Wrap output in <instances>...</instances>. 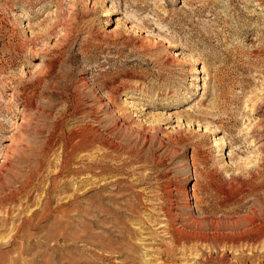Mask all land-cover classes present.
I'll return each instance as SVG.
<instances>
[{"label":"rangeland","instance_id":"obj_1","mask_svg":"<svg viewBox=\"0 0 264 264\" xmlns=\"http://www.w3.org/2000/svg\"><path fill=\"white\" fill-rule=\"evenodd\" d=\"M0 181V264L264 254V0H0ZM165 185L255 243L177 245Z\"/></svg>","mask_w":264,"mask_h":264},{"label":"bare ground","instance_id":"obj_2","mask_svg":"<svg viewBox=\"0 0 264 264\" xmlns=\"http://www.w3.org/2000/svg\"><path fill=\"white\" fill-rule=\"evenodd\" d=\"M23 118H24V116L20 118V123H22V125L25 123V120ZM250 124L251 123L248 121V118H245V120L242 123V130H244V131L249 130ZM16 129H18V128H16ZM251 134H253V133H251ZM244 136H250V134H245ZM67 139H69V138H67ZM145 140H148V138L146 136H145ZM89 143H90V141H88L86 144H89ZM64 147H66V148L63 152L64 156L62 157V160L59 164L58 171L55 174L53 173L54 175L51 176L50 178H48L49 184H48L47 189L44 190L45 202L42 205V211H43L44 216H47L48 214L50 215V213H52V211H54L53 209H57L58 213L60 212V214H62L61 211H59V210H61L63 205L58 204L55 207H53L51 205V203L53 202L52 201L53 198L51 196V193H53V191L55 189L54 188L55 184L53 181L59 177H62L63 173L68 169V165H69L68 163L71 160L72 155L68 154L69 153L68 151H70L69 150L70 147L67 148L66 145ZM131 155H132L131 152L126 153L125 160L124 161L121 160L122 165L130 163V159H131L130 156ZM91 171H92L91 169L84 170V172H87V173L91 172ZM94 176L96 177L95 174H94ZM166 182H167V180L165 181V183ZM176 182L177 181H175V183ZM168 183H169V181H168ZM159 189H160V191L163 192L164 204L166 205V209H165L164 214L167 216L168 219L171 220V224H172L171 229H172V233H173V240L177 245L203 246V247L209 248L211 250L212 248H214L216 246L223 247V248L226 246H230L231 248H236V247H240L243 245H245V246L253 245V243H255L254 242L255 241L254 229L256 230V228H254V226H255L254 225V210H252L251 213L246 218L241 220V222L243 221L245 223L242 225V227L239 226V224H240L239 219L238 220H225L220 225V223L217 220H207V219H204V220L201 219L200 220L199 218H196V217L190 215L191 212L188 216H186L185 219H183L181 221V219L179 218V215H180L179 210L180 209L178 210L180 203H178V202H179L180 197H182V196L187 197L188 196V192H187L186 187L185 186L165 185V186L160 187ZM8 199L10 201L12 199V197L11 198L8 197ZM185 203L186 204L183 206L184 209L185 208L189 209V205L187 204V202H185ZM181 210H182V208H181ZM182 212H183V210H182ZM186 215H187V213H186ZM180 217H183V216H180ZM24 221L27 222V220H24ZM28 221H30V220H28ZM256 225H259V224H256ZM262 232H264V231H262ZM256 240H259V239H256ZM220 254H221L220 256H214L209 251V253L206 257V260L209 262H212L213 264H223L225 252L220 253ZM96 257L98 260L105 259L101 255H96ZM125 258L129 259V258H131V256L129 254H125ZM236 262H237V264H264V254L255 255V256H254V254H252L250 257H247V256H244V253H243L242 256L239 259H237ZM47 263H49V262H47Z\"/></svg>","mask_w":264,"mask_h":264}]
</instances>
